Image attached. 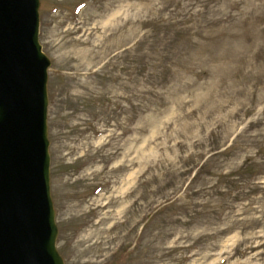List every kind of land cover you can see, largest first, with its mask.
<instances>
[{
    "label": "rangeland",
    "instance_id": "obj_1",
    "mask_svg": "<svg viewBox=\"0 0 264 264\" xmlns=\"http://www.w3.org/2000/svg\"><path fill=\"white\" fill-rule=\"evenodd\" d=\"M65 264H264V0H39Z\"/></svg>",
    "mask_w": 264,
    "mask_h": 264
},
{
    "label": "water",
    "instance_id": "obj_2",
    "mask_svg": "<svg viewBox=\"0 0 264 264\" xmlns=\"http://www.w3.org/2000/svg\"><path fill=\"white\" fill-rule=\"evenodd\" d=\"M39 0H0V264H65L55 241Z\"/></svg>",
    "mask_w": 264,
    "mask_h": 264
}]
</instances>
